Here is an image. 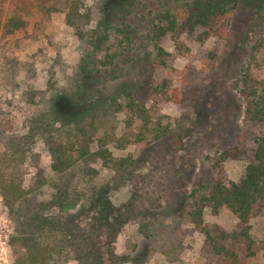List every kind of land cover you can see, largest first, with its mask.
<instances>
[{"label":"rangeland","instance_id":"374dc122","mask_svg":"<svg viewBox=\"0 0 264 264\" xmlns=\"http://www.w3.org/2000/svg\"><path fill=\"white\" fill-rule=\"evenodd\" d=\"M185 1L82 0L89 27L109 33L95 49L65 22L66 0H0V264H40V255L49 257L46 264H76L44 237L29 253L31 241L24 245L15 220L37 166L55 178L54 157L70 159L78 188L100 194L95 205L62 213L63 222L97 221L101 248L113 245L114 264H231L212 252L188 212L191 194L218 175L215 153L243 130L232 83L250 46L264 38V0H238L229 41H204L217 55L210 70L191 56H166L156 65L153 42H166L173 53L174 41H155L152 30L165 24L164 10ZM163 81L182 88L181 104L148 100L150 87ZM123 91L142 103L144 115ZM53 106L65 124L31 139L30 128ZM101 149L111 154L110 165L95 155ZM246 163L225 161L222 179L238 181ZM202 218L226 232L237 222L224 206L204 207ZM250 224L254 255L246 256L244 245L236 251L245 264H264V211Z\"/></svg>","mask_w":264,"mask_h":264},{"label":"trees","instance_id":"16d2710c","mask_svg":"<svg viewBox=\"0 0 264 264\" xmlns=\"http://www.w3.org/2000/svg\"><path fill=\"white\" fill-rule=\"evenodd\" d=\"M238 0H190L164 10L165 24L152 30V38L157 41L161 37H169L174 41V52H167L166 42H153L155 49L154 63L164 64L166 56L194 57L199 60L205 70H210L215 52L205 45L209 38L229 41L230 18ZM82 0H66L65 22L73 28L80 39L88 38L92 48L99 49L101 41L109 37L108 32L97 33L90 26L89 13L82 11ZM102 23V21H100ZM99 25V24H98ZM233 88L243 103V130L237 134L233 143L218 150L212 158V166L217 177L208 184L203 193H192L188 215L195 230L202 233L212 252L229 260L231 264H245L239 257L236 247L244 245L246 256L254 255L252 237L250 235V219L264 211V38H257L250 46L246 63L238 76L233 80ZM128 96L139 114L146 110L142 103L134 100L131 92L123 91ZM184 92L180 86L170 85L163 81L150 87L148 100L152 102H183ZM140 106V107H139ZM45 120L37 119V126L30 128L28 136L40 133L50 137L56 129V123L65 124L61 111L53 106L43 114ZM98 155L110 165L113 161L106 149L97 150ZM245 157L247 163L238 181L222 179V164L227 160ZM70 159L53 158L52 169L55 178L47 177L42 168L37 166L34 180L30 188L23 191L19 203L20 214L15 220L18 230L28 244L31 241L34 254L38 245L37 239H49L52 250L64 259L73 260L76 264H114L115 252L112 244L102 249L101 230L95 220H78L64 223L62 213H68L85 202L95 205L100 194L94 189L84 192L77 187L78 171L72 166ZM85 169V168H84ZM14 200L12 201L13 204ZM224 206L235 216L237 222L230 232H226L214 223L205 225L202 213L204 207L213 212ZM95 207V206H94ZM57 209V210H55ZM46 211V212H45ZM13 214L16 209L12 210ZM23 241V240H22ZM29 250L27 247L26 251ZM51 251V250H50ZM50 251L47 250L50 256ZM56 254V255H57ZM36 258V257H35ZM39 263L49 259L44 255L37 256Z\"/></svg>","mask_w":264,"mask_h":264}]
</instances>
